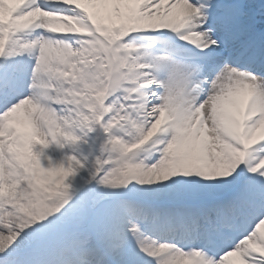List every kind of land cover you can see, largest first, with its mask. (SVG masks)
Segmentation results:
<instances>
[{
	"label": "snow or ice",
	"instance_id": "obj_1",
	"mask_svg": "<svg viewBox=\"0 0 264 264\" xmlns=\"http://www.w3.org/2000/svg\"><path fill=\"white\" fill-rule=\"evenodd\" d=\"M0 264H264V0H0Z\"/></svg>",
	"mask_w": 264,
	"mask_h": 264
},
{
	"label": "bare ground",
	"instance_id": "obj_2",
	"mask_svg": "<svg viewBox=\"0 0 264 264\" xmlns=\"http://www.w3.org/2000/svg\"><path fill=\"white\" fill-rule=\"evenodd\" d=\"M18 128L21 132H29L30 129L26 125H18Z\"/></svg>",
	"mask_w": 264,
	"mask_h": 264
}]
</instances>
